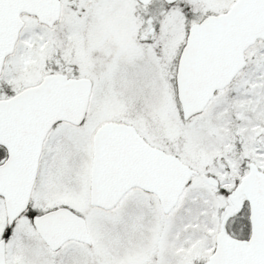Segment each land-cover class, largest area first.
I'll use <instances>...</instances> for the list:
<instances>
[{
    "label": "snow or ice",
    "instance_id": "1",
    "mask_svg": "<svg viewBox=\"0 0 264 264\" xmlns=\"http://www.w3.org/2000/svg\"><path fill=\"white\" fill-rule=\"evenodd\" d=\"M0 264H264V0H0Z\"/></svg>",
    "mask_w": 264,
    "mask_h": 264
}]
</instances>
